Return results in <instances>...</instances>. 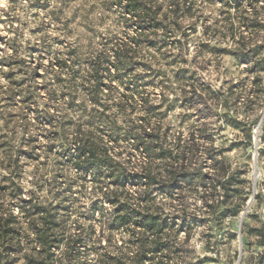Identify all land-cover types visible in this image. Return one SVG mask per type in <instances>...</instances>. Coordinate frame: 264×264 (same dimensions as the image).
Masks as SVG:
<instances>
[{"label":"trees","instance_id":"16d2710c","mask_svg":"<svg viewBox=\"0 0 264 264\" xmlns=\"http://www.w3.org/2000/svg\"><path fill=\"white\" fill-rule=\"evenodd\" d=\"M218 2L227 10L226 21L230 30L227 42L231 39L234 43L233 48L226 46L223 53L245 64V73L260 80L264 53L259 48L264 47V41L256 48L244 45L242 48V39L243 33L254 32L262 34L264 40V0ZM185 3L184 0H115L124 27L131 28L133 34L101 37L100 42L87 52L81 48L80 53L69 49L63 53L54 52L49 45L42 43V38L38 39L41 42L27 47L17 44L16 35L1 38L11 51L8 57L15 61L24 53L29 56L52 54L47 65L39 62L29 73L30 79L43 78L47 96L43 103L39 102L44 96L38 86L29 92L31 87L25 86L24 80L14 72L3 74L7 81L6 86L0 81V95H4L7 102L3 109L15 105L19 110L16 115L7 113V133L21 135L20 140L27 148L23 156L36 161V172L44 165L38 162L37 151L42 149L49 155L54 149L53 143L41 146L40 139L50 141V134L55 130L65 141L61 160L53 165L60 166V173L55 172L50 181L53 190L50 200L36 196L34 203L27 202L25 208L5 207L0 203L2 253L14 254L20 243L16 227L19 217L14 214L17 208L31 225L37 264L50 261L61 245L65 249L63 255H71L77 236H80V245L85 246L89 241L93 245L91 264H116L111 263L116 258L123 264H169L166 254L170 257L171 250L175 249L170 237L176 224L174 214L169 216L165 207L170 212H177L174 205L177 200L173 197L183 190L193 192L194 175L207 180L205 176L209 172L203 176L200 174L204 167L212 170L214 177L218 176L216 173L220 177L226 176L221 180L211 179V186H202L199 198L202 207L214 208V211V192H217V201L221 198L219 203L226 210L231 208L237 193L235 183L239 180L234 179L228 164L218 160L214 150L204 159L197 157L200 146L195 140L202 137L199 134L203 130L201 126L191 128L189 142L172 148L163 145V138L168 137L171 129L163 124L161 99L157 100L155 93L161 83V70L157 58L149 52L143 53V48L156 49L157 39L154 37L156 42L151 43V35L168 27L174 29L179 13L192 16L191 7ZM4 16L13 30L16 20L8 13ZM41 32L38 30L37 33ZM168 45L166 43L164 48L167 49ZM21 61L4 66L10 69L15 65L19 67ZM40 69L44 71L42 76ZM173 84L179 89L184 106L198 109L200 113L208 111L210 118L215 117L222 124L233 127L239 124L235 117L242 93L234 90L237 84H231L225 92L202 82L196 84L181 66L174 74ZM165 90L160 91L163 94ZM79 96L80 104H77ZM30 111L32 116H29ZM262 120L264 122V117ZM5 135L2 137H7ZM260 140L264 157V128ZM6 143L2 145L9 148ZM256 187L258 192L254 200L259 201V184ZM194 193L198 192L195 190ZM159 196L169 199L160 201ZM245 206L246 202L237 215ZM106 207L111 211L108 212ZM79 208L80 224L76 219ZM95 216L100 219V228L106 235L96 243L88 237ZM117 234L121 237L119 241L115 239ZM125 236L127 240L123 241ZM113 249L120 253L112 256Z\"/></svg>","mask_w":264,"mask_h":264},{"label":"rangeland","instance_id":"374dc122","mask_svg":"<svg viewBox=\"0 0 264 264\" xmlns=\"http://www.w3.org/2000/svg\"><path fill=\"white\" fill-rule=\"evenodd\" d=\"M184 1L191 7L192 16L188 17L179 13L174 29L168 27L163 31H157L156 35H151L149 39L151 43L157 39L156 49L143 48V53L149 52L157 58L161 70V83L155 93L157 100L161 99L164 111L163 124L171 129L168 137L163 138V145L166 148L170 146L172 148L177 144L189 142L191 128L199 125L203 130L199 133L202 137L195 140L200 146L197 157L204 159L214 150L218 160L228 164L234 179L239 181L234 182L237 193L231 208L227 210L219 203L221 198L217 201V192H214L216 209L213 211L214 208L202 207L201 199H199L203 190L202 186H211V179L221 180L226 176L220 177L221 175L216 173L218 176L214 177L212 170H208L207 167L200 172L202 176L209 172V175L205 176L207 180L203 181L200 176L194 175L192 177L193 192L183 190L178 192V196L173 197L177 200L174 203L175 207L177 206V212L168 211V207H165V212L169 216L174 214L173 222L176 226L170 240L174 242L175 249L171 250L170 257L166 254V258L170 259L169 264H264V183H262L264 182V157L261 154L263 144L260 140L264 128L262 120L264 117V69L260 72V80H255L252 75L245 73V64L223 53L222 50L226 46L229 48L234 46L231 39L227 42L230 30H228L227 10L224 5L218 0ZM114 3L115 0H0L1 83L4 86L7 84L2 77L3 74L14 72L18 78L24 80L25 86L31 87L29 92H32L36 86L40 88L39 92L44 97L39 102L43 103L47 98L43 78L30 79L29 73L40 64L39 62L47 65L52 54L43 53L39 56L34 53L29 56L24 53L15 61L8 57L11 51H8V47L3 44L1 38L7 39L16 35L17 44L23 47L35 42L39 43L41 41L38 39L42 38V43L49 45L54 52L63 53L69 49L80 53V48L87 52L100 42L101 37L114 35L127 37L133 34L131 28L124 27L123 19ZM7 13L16 20L13 30L9 28V21L4 16ZM38 30L42 32L37 33ZM243 34L242 48L243 45L256 48L264 41L262 34L254 32ZM166 43L169 44L167 49L164 48ZM259 49L264 53V47ZM170 55L175 58L171 59ZM20 59L22 61L19 67L15 65L10 69L4 66L19 62ZM178 66L184 67L187 75L196 84L202 82L215 90L225 92L231 84H237L234 90L242 93L241 102L237 104V117H235L239 122L237 127L222 124V121L218 122L215 117L210 118L208 111L200 113L198 109H189L181 103L180 91L173 84ZM39 74L44 75L43 69L39 70ZM161 87L163 90L166 88L163 94L160 91ZM5 98L4 95H0V146H3L0 148V203H3L5 207L25 208L28 207L27 202L34 203L36 196L45 200L51 199L53 190L50 181L55 172H59L60 169L59 165L56 167L53 165L59 164L65 141L55 130H52L50 134V141L40 139L41 146L53 143L54 149L49 155H46L42 149L37 151L36 154L40 156L38 162L44 165L39 166V171L36 172V161L23 156L27 148L20 140L21 135L7 133L9 130L5 125L7 113L12 112V115H16L19 110L15 105L3 109L7 103ZM77 104H80V96ZM29 114L32 116L31 111ZM249 132H251V138ZM4 134L7 137H2ZM4 142L9 143L10 147L2 145ZM257 184L261 193L259 201H252L249 210L241 220L248 201L258 192ZM195 190L198 193H194ZM168 199V197L162 199L158 197L160 201L166 202ZM244 202L246 206L242 207V211L237 215ZM88 206L86 205L85 208ZM106 209L108 212L111 211L110 207ZM14 214L19 217L16 227L19 231L20 243L17 251L10 256L0 251V264H37L35 237L31 233V225L28 220L23 219L20 209L15 208ZM76 219L80 224V208ZM92 223L94 225L88 231V237L91 242L96 243L99 239L103 240L106 235L102 233L98 216L93 218ZM115 239L119 241L121 237L117 234ZM79 240L80 236H77L71 255H63L65 249L61 245V248L55 251V257L47 262L39 261V264H91L90 260L94 258V255L90 254V250L93 245L90 241L85 246L80 245ZM122 240L126 241L127 236ZM120 243L118 242V245ZM111 251L114 254L112 256L120 253L116 249ZM111 263L123 264L119 258L112 260Z\"/></svg>","mask_w":264,"mask_h":264},{"label":"water","instance_id":"95a60500","mask_svg":"<svg viewBox=\"0 0 264 264\" xmlns=\"http://www.w3.org/2000/svg\"><path fill=\"white\" fill-rule=\"evenodd\" d=\"M255 140H256V138H254ZM256 178H257V174H256V172H255V174H254V179L256 180ZM254 188H255V183H254ZM254 192H255V190H254ZM254 200V195L250 198V200L248 201V203H247V206H246V208H245V210L243 211V214H242V216H241V220H242V218L244 217V215L246 214V212L249 210V208H250V206H251V203H252V201ZM240 220V221H241ZM239 242H240V235H239Z\"/></svg>","mask_w":264,"mask_h":264}]
</instances>
